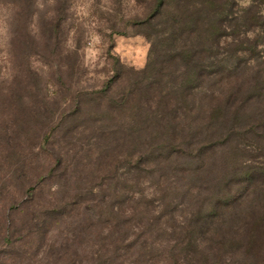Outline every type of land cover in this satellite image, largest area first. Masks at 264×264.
<instances>
[{
    "label": "rangeland",
    "instance_id": "374dc122",
    "mask_svg": "<svg viewBox=\"0 0 264 264\" xmlns=\"http://www.w3.org/2000/svg\"><path fill=\"white\" fill-rule=\"evenodd\" d=\"M213 21H223L225 27L216 31L220 46L211 45L209 51ZM260 21L264 14L252 0H0V80H4L0 125L9 127L15 110L21 117L19 139L26 133L36 137L43 114L48 115L51 125L46 124L41 138L47 132L50 141L60 140L73 169L80 160L84 159L81 167L88 160L80 171L89 174L88 183L103 171L112 175V161L120 155L136 159L153 152L154 158L136 166L155 170L140 180L135 172L125 175L122 185L150 198L162 182L164 194L159 199L167 202L169 211L177 207V214L188 190L195 201H206L214 193L221 199L239 196L238 210L220 209L221 228L213 243L217 247L222 245L216 244L221 231L227 239L235 237L234 232L238 236L256 233L253 227L259 232V226H264V125H259L264 95L260 98L258 90L248 85L255 73L244 66L243 46L246 28L257 34ZM183 42L194 43L201 52L188 64L171 62L170 55L181 50ZM14 75L24 82L11 83ZM157 90H162L160 106L152 97ZM221 90L231 96L218 103ZM124 95L123 103L127 102L114 107L112 103H121ZM20 96L25 99L18 100ZM79 103L83 113L73 112ZM24 112L33 116L30 128L23 123ZM84 118L91 126L74 129ZM98 118L102 121L95 122ZM102 132H110L104 141ZM112 133L128 143L117 144ZM210 145L201 156L197 147ZM52 148L46 143L35 152L45 162ZM126 168L131 170L130 164ZM105 183L111 185L113 179ZM21 185L17 179L10 182L11 195L21 191ZM33 185L39 202L57 190L49 178L34 180ZM5 196L0 194V216ZM25 196L17 194L12 202L19 204L15 201ZM212 204L203 208V216ZM61 228L50 236L57 239ZM241 251L223 256V264H249Z\"/></svg>",
    "mask_w": 264,
    "mask_h": 264
},
{
    "label": "trees",
    "instance_id": "16d2710c",
    "mask_svg": "<svg viewBox=\"0 0 264 264\" xmlns=\"http://www.w3.org/2000/svg\"><path fill=\"white\" fill-rule=\"evenodd\" d=\"M252 5L264 14V0H252ZM213 22L215 25L210 37L209 51L211 45L213 48L220 46L221 40L217 39L219 36L216 31L225 27L223 21ZM256 26L257 34L255 29L246 28L243 52L247 56L244 66L253 69L255 73L252 81H248V85L258 90L261 98L264 95V21H260ZM198 38L204 39V35L199 34ZM180 48L181 50L170 55L171 62L186 63L195 60L197 53L201 52L200 47L194 43L183 42ZM152 52L154 53V45ZM25 77L30 78V75L27 73ZM3 82L4 80H0V84ZM12 82L20 84L24 81L19 79L18 75H14ZM248 85L241 87L240 90L244 91ZM161 91L157 90L152 96L159 106L163 104ZM224 94L222 90L218 93L216 97L218 103L224 100L223 96L226 99L231 96ZM125 96L119 98L121 103H112L114 107L125 104L127 102L123 103ZM21 98L25 99L20 96L18 100ZM15 100L17 98L13 102ZM33 100L30 99L29 103ZM153 107L151 104L150 108ZM82 110L79 103L72 111L83 113ZM69 114L71 116L74 113ZM23 115V118L25 117L23 123L27 128L32 127L33 116L28 112H24ZM261 116L259 125L263 126L264 111L261 112ZM18 118L21 117H17L16 111L12 110L8 119L9 127L3 128L0 125V194H7L0 216L2 254L0 264H223V256L232 257L235 252H240L242 247L244 251L241 252L245 253L249 264H264L262 225L259 226V232L253 227L256 233L248 232V235H245L244 232L238 236L234 232L235 237L229 239L224 238L225 232L221 231L216 244L222 245L217 247L213 244L221 228L218 224L221 217L220 209L226 206L227 211L238 210L239 196L221 199L215 198L217 195L214 193L206 201H195L190 198L191 190H188L185 201L180 203V213L177 214L178 208L175 206L169 211L167 202L159 199L163 198L164 194L162 182L154 188L156 195L153 194L150 198L143 192L131 190L128 184H121L125 175H133L135 172L138 179H143L155 170L138 164L136 166V162L143 163L155 157L150 151L146 155L140 154L136 159H133L131 154L120 155L117 160L112 161L114 169L111 170L112 175L108 174V170L103 171L95 176L92 183H88L86 176L89 174L80 173L81 169L84 170L86 162L89 164L87 158L82 167L79 164L84 159L75 164L73 169L72 161L67 158V155H70L69 151L62 149H65L64 145L61 148L60 140H54L53 136H50L53 138V141H50L47 132L42 134L41 138V132H45L46 124L51 125L48 115L43 114L40 133L36 137L26 133L22 135V139L18 136ZM94 121L102 120L98 118ZM80 126H84L86 130L91 126V121L84 118L73 127L78 129ZM109 133L102 132L100 140H106L104 136ZM113 133L114 142L120 144L123 140V143H128L126 138ZM3 134L5 135L2 136ZM46 143L53 148L51 152H47L48 157L43 162L38 158L39 152L35 151L37 148L42 150ZM148 144V141H145V145ZM211 147L212 145L202 146L197 149L203 156ZM195 150L191 154L195 153ZM173 152L179 154L181 150L176 149ZM41 163L45 164L44 168ZM129 164L131 170L128 171L126 167ZM34 169L38 173H35ZM183 171L185 174L186 171ZM43 178H49L57 184V190L46 201L39 202L35 199L37 187H34L33 182ZM109 178L113 179L111 185L105 183ZM14 179L22 183V190L11 195L12 190L8 186ZM201 187L202 185H194L195 189ZM219 187L220 184L216 185L215 191ZM34 189L35 193L32 194ZM107 191L111 192V195L108 196ZM23 192L26 195L24 199L15 201L19 204L13 203L12 201L18 199L17 194L23 198ZM211 202L212 209L205 217L203 208ZM56 227H62L57 231L59 233L57 239L53 238L56 232H52ZM50 232L53 233L51 236ZM227 250H231V253ZM38 253L43 255L41 259L38 258Z\"/></svg>",
    "mask_w": 264,
    "mask_h": 264
}]
</instances>
